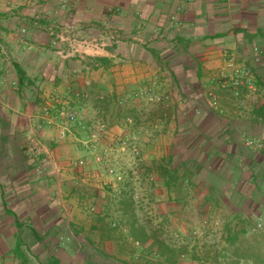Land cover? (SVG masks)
<instances>
[{
    "label": "crops",
    "instance_id": "1",
    "mask_svg": "<svg viewBox=\"0 0 264 264\" xmlns=\"http://www.w3.org/2000/svg\"><path fill=\"white\" fill-rule=\"evenodd\" d=\"M103 28L123 41L96 52L78 44ZM98 57L107 66L89 65ZM108 78L111 101L150 85L170 97L161 131L168 189L183 182L215 211L264 207V157L244 145L264 139V0H0V264H153L102 214L87 219L88 194L61 190V177L36 179L19 163L45 90L107 89ZM210 94L221 114L205 105ZM72 101L68 108L81 113Z\"/></svg>",
    "mask_w": 264,
    "mask_h": 264
},
{
    "label": "rangeland",
    "instance_id": "2",
    "mask_svg": "<svg viewBox=\"0 0 264 264\" xmlns=\"http://www.w3.org/2000/svg\"><path fill=\"white\" fill-rule=\"evenodd\" d=\"M87 78V82L92 79L90 75ZM102 78L107 82V76ZM111 81L108 80L107 89L90 88L88 84L85 87L89 88L81 93L78 86L75 94L66 90L64 93L69 99L62 96L64 93L52 88L45 90V94L41 93L43 96H57L66 105L78 99L77 102L82 103V110L77 115L86 127L79 130L75 126H68L69 134L60 139L56 128L42 125L41 120L34 121L31 132L21 138L23 149L19 163L26 165L27 162L26 167L31 168L36 179L61 177L64 179L61 190L65 187L75 188L88 194L81 206L87 219L90 220L91 215L97 212L102 214L103 223L108 229L118 230L124 240L134 244L135 251L141 249L153 264L163 263L164 255L171 257L176 264H222L225 257L230 256V251L225 250L227 242L224 234L227 227L233 229L236 223L246 220L252 238L253 234L258 236L264 233V226L260 230L255 229L259 220L264 225V207L259 208L261 212L250 208L241 215L236 211H215L208 208V202H202L201 195L194 197L197 192L189 194V188L183 182L176 183L174 190L168 189L165 178L172 181L173 175L170 174L168 159L162 158L169 144L168 137H163L167 135L161 131L167 132L169 127L170 97L161 95L150 85L133 91L129 98L119 96L111 101L108 92L112 87L110 85L114 86ZM139 90L145 92L134 95ZM31 92L35 94L33 89ZM212 98L217 110L210 106ZM207 101L205 105L211 111L221 114L220 105L213 95L210 94ZM93 109H98L99 118H96ZM199 110L201 108L196 112L200 113ZM101 123L107 125L105 134L95 130V126ZM113 125L121 132H112L110 129ZM94 133L98 134L99 139L95 150L84 144ZM124 138L136 141L138 155L129 149L120 150L119 143ZM30 147L38 152L34 162L25 156L26 149ZM248 151L264 157L262 152ZM99 155L103 164L95 161ZM43 159L47 161L44 163ZM77 159H84L86 165L74 167L73 163ZM107 167H112L122 180L116 181L115 176L109 175ZM262 167L259 168L264 169ZM204 171L212 172L208 167H204ZM52 186L59 187L56 181H53ZM132 227L139 230L136 236L142 242L137 243L131 236ZM160 252L164 253L163 256ZM194 257L199 260H192Z\"/></svg>",
    "mask_w": 264,
    "mask_h": 264
},
{
    "label": "built area",
    "instance_id": "3",
    "mask_svg": "<svg viewBox=\"0 0 264 264\" xmlns=\"http://www.w3.org/2000/svg\"><path fill=\"white\" fill-rule=\"evenodd\" d=\"M186 2H189L190 0H184ZM60 6L62 9L67 8V4L64 2L60 3ZM181 10V9H179ZM169 23H177V18L174 15H171L169 17ZM80 30H85L84 28L81 27ZM23 32V31H22ZM74 43L77 44V36L72 39ZM123 41V35L119 33L116 30H112L109 28H103L99 34H97L94 38L90 40H79L78 44L83 47V49H89L91 51H104L109 47H116ZM76 56H77V45H76ZM231 62V60H229ZM239 77L241 78H246L249 76L247 72H241L238 74ZM145 92V91H144ZM144 92L138 91L134 95H142ZM133 95V96H134ZM210 101V106L212 109H216V102L214 99H211ZM40 113H41V123L42 125L46 127H51V128H56L58 138L63 139L67 134H69V129L68 126H75L79 130H84L86 127V124L84 121L81 120V118L77 115V111L74 109L68 108V105L62 103L60 99L57 96H47V95H42L40 98ZM60 120V122H59ZM61 120H64L65 122H61ZM129 122V120L127 121ZM260 124L264 125V119L260 120ZM93 125V124H91ZM107 125L104 123L97 124L95 126V130L97 132L105 134L107 132ZM98 134L94 133L91 134L90 139L88 142L84 143L85 145H88L89 148L95 150L96 144L98 142ZM244 145L247 149L255 150L258 152L264 153V139H253V138H246L244 140ZM120 150L125 151L126 149H129L131 153L134 155H138V147L137 143L134 140H130L128 138H124L123 140L120 141L119 143ZM88 148V147H87ZM38 155L37 149L34 147H30L26 149L25 151V156L31 160V162H34L36 157ZM101 156H96L95 161L98 164H103L104 161L101 160ZM47 159H43L42 162H46ZM86 165V161L84 159H77L74 163L73 166L77 168H82ZM39 168V167H38ZM37 168V170H38ZM107 173L111 176H115L116 181H121L122 177L115 173V170L112 167H107ZM114 226V225H113ZM262 221L259 220L255 224V229H261L262 228Z\"/></svg>",
    "mask_w": 264,
    "mask_h": 264
},
{
    "label": "trees",
    "instance_id": "4",
    "mask_svg": "<svg viewBox=\"0 0 264 264\" xmlns=\"http://www.w3.org/2000/svg\"><path fill=\"white\" fill-rule=\"evenodd\" d=\"M89 65L92 67L107 66V60L105 58H91ZM248 223L246 220L236 223L232 228L227 227L224 238L227 242L226 251H230V256L225 257L222 264H241L245 262L246 264H264V233L256 236L248 232ZM260 230V229H259ZM139 231V230H138ZM134 227L130 229L131 236L139 243L136 233L138 232ZM153 246H151V249ZM163 252L160 255L163 256ZM163 263L160 264H176L175 260L171 257H166L165 255ZM192 260H199L194 257ZM249 262V263H248Z\"/></svg>",
    "mask_w": 264,
    "mask_h": 264
}]
</instances>
